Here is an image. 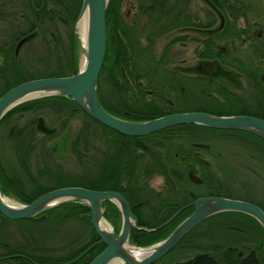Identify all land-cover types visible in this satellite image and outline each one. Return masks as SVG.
<instances>
[{
	"label": "flooded vegetation",
	"instance_id": "1",
	"mask_svg": "<svg viewBox=\"0 0 264 264\" xmlns=\"http://www.w3.org/2000/svg\"><path fill=\"white\" fill-rule=\"evenodd\" d=\"M262 5L264 0H112L111 78L114 82L118 81L120 70L128 83L124 106L115 102L113 106L121 107L127 114L137 113L146 121L186 113L245 116L264 121ZM0 13H16V16L0 17L1 98L20 77L22 65L27 72L36 69V57L48 53V38L34 33L19 34L20 26L28 27L30 23L21 17L19 5L13 1L0 0ZM27 37L31 39L19 48L20 42ZM119 57L125 60V68L118 66ZM135 77L141 78L139 84L142 91L135 87ZM6 87L8 91H5ZM69 108L73 114L70 117L61 118L48 104L38 113L16 112L7 122L2 125L0 122V162L5 141L14 154L20 134L25 137L37 133L48 138V166L36 163L30 166L34 175L47 168V176L32 183L14 156L13 166L0 165L2 185L23 189L25 192L21 197L29 200L34 195L36 183L51 187L54 180L63 183L64 178L67 182L69 178L82 174L81 170L77 173L66 171L58 161L65 153L74 157L71 144L83 130L79 110L74 104ZM25 117L29 119L24 125L15 124ZM41 119L48 133L38 129ZM35 120L34 130L25 129ZM77 122L82 129L75 130ZM186 126L195 125L176 126L145 137H129L135 140L129 142L128 147L120 148L125 154L124 159L118 163L110 162L127 170L122 177L111 179L119 184L118 187L103 192L120 194L129 204L140 228H147V224L156 225V228L148 229L163 230L169 236L194 213L197 200L220 197L214 196L217 190L229 189L232 194L228 199L252 204H255L252 201H259L256 197L260 181L264 179V139L245 131ZM96 142L100 147L101 138L96 136ZM224 144L239 145L231 147ZM235 155L243 156L252 165L244 178L236 170L243 169V166L232 160ZM128 156L130 159H127ZM96 157L101 161L99 153ZM250 176L257 181L250 182ZM32 184L35 188L30 190ZM62 188L67 187L57 189ZM234 188L245 191L247 195L253 192L254 198L236 195ZM1 195L15 200L18 206L26 205L20 203L16 195ZM102 207L104 221H108L119 234L123 218L118 205L104 201ZM31 220L39 222V217ZM88 222L92 225L89 231ZM261 228L255 219L244 214L226 212L215 215L194 228L155 264H194L204 258H211L216 264H245V261L264 264ZM91 229L95 232L96 241L86 248L91 239L87 237L92 233ZM135 231L146 232L132 228L130 243ZM82 237L85 243L82 240L79 256L60 264H77L79 261H90V264L98 256L90 260V253L98 245L106 248L99 244L91 209L89 220L62 226L51 243L65 246ZM14 257L26 258L17 255L0 260Z\"/></svg>",
	"mask_w": 264,
	"mask_h": 264
},
{
	"label": "trees",
	"instance_id": "2",
	"mask_svg": "<svg viewBox=\"0 0 264 264\" xmlns=\"http://www.w3.org/2000/svg\"><path fill=\"white\" fill-rule=\"evenodd\" d=\"M10 1L19 5V14L28 22V24L30 23L28 27H25L24 25L20 26L19 34L21 36L34 33L37 36L41 35L43 38H48V53L36 57L38 65H36L34 71L27 72L22 65L20 77L13 83V85H10V90L32 80L71 77L77 75L80 71L79 64L82 47L75 28L81 13L83 0ZM111 10L112 0L110 1L107 10L108 48L105 63L98 80V98L99 100L101 99L100 103L102 106L117 118L133 122H142V120L146 121L145 117H141L137 113L127 114L126 110L121 109V107H114L112 104L115 102L124 106V101L127 100L128 83L120 70L118 72V81L114 82L111 78L113 70L110 34ZM8 15L16 16V13H0V17H7ZM117 63L119 67L125 68L124 59L121 60L119 57ZM140 79V77H135L133 78V81L135 87L142 91L141 85L139 84ZM5 91H8V87H6ZM48 104L53 106V112L61 116V118L73 115L69 108L71 104H74V107L79 110V113L82 115V133L79 136H76L77 138H75L71 144V150L74 157H76L77 161L84 168L82 174L77 177L69 178L67 182L66 178H64L62 180V182L64 181L63 183H60L61 180L59 182L54 180L51 187L36 183V190L33 191L34 195L29 200L21 197L25 192L23 189L15 188L13 186H5L4 183L2 185L0 181L1 193L6 196L16 195L19 197L17 199L20 203L29 205L36 198L61 187H82L94 191H108L118 187L119 184L114 183L111 179L113 177H122L127 169L119 165H111L110 162H121L124 159L123 157L125 154L121 153L120 148L124 146L128 147V144H130L129 142L134 141L135 139L122 136L95 121L72 99L48 97L25 103L11 111L1 121V125L4 122H7L13 113L26 112L35 114L34 112L38 113L42 107H47ZM35 123L36 120L25 126V129L34 130ZM189 127L198 129L205 128L197 125L186 126V128ZM96 136L102 140L100 147L96 142ZM47 139L48 138L45 136L37 133H32L25 137L20 134L17 137L13 157L15 156V160L27 172V178L32 183L41 181L42 178L47 176V168L43 169L38 175H34L30 172V166H32L33 163H36L38 166H48ZM98 153L100 154L101 161L96 157V154ZM129 156L127 159H130ZM51 159L52 161H55L54 156H51ZM0 165L2 167V160ZM1 176L2 175H0V179ZM34 176H36V178ZM31 187L32 189L30 190L35 188L33 184ZM231 194L232 192L229 189H224L223 191L217 190L214 196L230 198ZM252 202L260 206L264 211L263 201ZM37 217H39V222L36 220L10 221L0 214V259L7 256L17 255L26 257H14V259L0 260V264H60L73 261L79 256L82 240L85 243L83 237L79 240L70 241L65 246L53 245L51 241L56 237V232L60 231L62 226L71 223H79L82 222V220H89L90 209L88 205L82 204L79 201H71L43 212ZM55 222H58V224H56L58 226L54 225ZM87 224V231H89L90 228H92V225L90 222ZM145 227L156 228V225L147 224ZM90 233L91 234L87 237H91V239L90 242L86 244V248L96 241L94 230L91 229ZM260 234L261 237L264 235V230L262 228ZM167 236V233L163 230H157L155 232L135 231L131 236V243L138 247H147L160 242ZM104 249V246L98 245L90 253V260L101 254ZM83 262L84 261H79L77 264H88L90 261Z\"/></svg>",
	"mask_w": 264,
	"mask_h": 264
},
{
	"label": "water",
	"instance_id": "3",
	"mask_svg": "<svg viewBox=\"0 0 264 264\" xmlns=\"http://www.w3.org/2000/svg\"><path fill=\"white\" fill-rule=\"evenodd\" d=\"M109 3L110 0H83L77 24L84 12L89 10L87 44L85 47L83 46L86 54L85 68L81 67L75 76L37 79L12 88L0 98V122L20 105L42 98L62 97L72 99L92 119L127 137H145L176 126L197 125L213 130L245 131L264 139V121L252 117L186 113L150 121L133 122L110 114L100 103L97 92L98 79L107 53ZM30 39L31 37L23 39L19 48ZM38 94L42 95L22 102L24 99ZM38 129L42 133H48L44 120L41 119ZM71 201H81L90 207L92 223L100 239L99 244L106 246L105 250L90 264H110L115 259H121L123 264H155L172 251L194 228L221 213L235 212L250 216L264 229V211L257 205L228 198L207 197L194 203V213L185 219L165 240L152 246L137 247L139 250L149 251L148 256L137 260L125 249L129 244L132 228L147 232H154L156 229L140 228L129 204L118 193L67 187L44 194L29 205L12 207L3 201L0 190V213L13 221L31 220L43 212ZM104 201L116 203L122 212L123 225L119 235L101 226L104 220L102 207ZM249 263L245 261V264ZM194 264H216V262L211 258H204L197 260Z\"/></svg>",
	"mask_w": 264,
	"mask_h": 264
},
{
	"label": "rangeland",
	"instance_id": "4",
	"mask_svg": "<svg viewBox=\"0 0 264 264\" xmlns=\"http://www.w3.org/2000/svg\"><path fill=\"white\" fill-rule=\"evenodd\" d=\"M262 11H264V5H262V7H260ZM1 30V29H0ZM76 32H77V35L79 37V40L81 42V47H82V54H81V59H80V68H81V64H82V59L85 57V50L83 48V43H82V40H81V36H80V32H79V29L78 27L76 26ZM29 117H25L24 119H21L19 121H16L17 125H24L26 123V121H28ZM75 130L76 129H82L81 125H80V122H77V124H75ZM7 133V132H6ZM6 143L3 144V152H2V163L5 167L9 166H13V160H14V157H13V154L9 151V146H8V143L7 141H5ZM46 143V142H45ZM47 145H48V140H47ZM223 145V144H222ZM224 145H228V146H235V145H239V144H224ZM236 156V155H235ZM233 161L239 163L241 166H243V169H240V168H236V170L238 171L239 175L240 176H245L246 173H247V170L251 169V164L243 157V156H239L237 155L236 157H233L232 158ZM59 163L63 166V169H66V171H70V172H74V173H77L78 170L79 172L83 171V167H80L78 162L75 160V158L70 155V154H66L62 157L61 160H58ZM81 170V171H80ZM255 170V169H254ZM86 171V169H85ZM261 171L263 172V169H261ZM244 178V177H243ZM249 179V178H248ZM253 181H257L255 180L254 177H252L251 179V176H250V182H253ZM261 184H259L260 188L258 190V195H257V199L259 201H262L264 200V179L260 181ZM240 184H242V182H240ZM243 185H246V184H243ZM238 187L242 186V185H237ZM235 191H233L236 195H240V196H243V197H250L252 196V198H254V194L252 192L251 195H247L245 193V191L241 190V189H235ZM251 192V191H249ZM4 200H9L10 202L16 204L17 202L13 199H10V198H4L2 197ZM107 223L110 225L111 229L113 230V232L115 231L114 228L112 227V225L107 221Z\"/></svg>",
	"mask_w": 264,
	"mask_h": 264
},
{
	"label": "bare ground",
	"instance_id": "5",
	"mask_svg": "<svg viewBox=\"0 0 264 264\" xmlns=\"http://www.w3.org/2000/svg\"><path fill=\"white\" fill-rule=\"evenodd\" d=\"M88 25H89V10H86L84 12L83 16L80 18L78 24H77V27L79 29L81 40H82V43H83L84 47L87 44ZM85 66H86V57H84L82 59V64H81L82 69H84ZM41 95L42 94L30 96V97L24 99L22 102L27 101V100H31V99H34V98H38ZM3 201L9 206H12V207H17L18 206L17 204H14V203L10 202L9 200H4L3 199ZM101 226H102V228H104V229H106L108 231H112L111 227L104 220L102 221ZM125 249L132 256H135L137 260H140V259L148 256V254H149V251L139 250V249H137V247H134L131 244H128L125 247ZM123 263L124 262L121 259H115L110 264H123Z\"/></svg>",
	"mask_w": 264,
	"mask_h": 264
}]
</instances>
